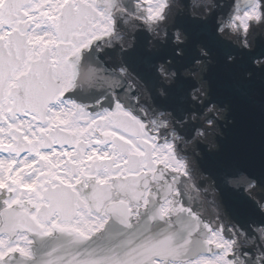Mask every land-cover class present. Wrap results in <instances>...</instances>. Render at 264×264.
Here are the masks:
<instances>
[{
  "label": "snow or ice",
  "instance_id": "obj_1",
  "mask_svg": "<svg viewBox=\"0 0 264 264\" xmlns=\"http://www.w3.org/2000/svg\"><path fill=\"white\" fill-rule=\"evenodd\" d=\"M258 45L264 0H0V264H264V142L205 167L181 74Z\"/></svg>",
  "mask_w": 264,
  "mask_h": 264
},
{
  "label": "water",
  "instance_id": "obj_2",
  "mask_svg": "<svg viewBox=\"0 0 264 264\" xmlns=\"http://www.w3.org/2000/svg\"><path fill=\"white\" fill-rule=\"evenodd\" d=\"M259 54H261V51L255 55L259 56ZM210 71L208 79H210L212 98H221L222 95L218 94V92H224L223 99L230 102L232 110V115L230 116L233 122H231L225 130L226 138L223 137V134L217 135V138L215 137L217 145L220 144L221 146L220 153L205 155L202 163L211 170L214 169L218 159L221 157L230 155L239 148H249L255 153V157L250 160H245L244 163L253 167V170H258L259 149L261 143L264 142V95L259 102L260 105L263 106V110H258L256 114L250 113L249 109H247L246 102L241 100L244 99V89L251 84L252 80L240 76L237 78L235 67L229 66L226 70L222 64V59H220L217 65L211 67ZM214 79H216V81ZM239 82H242V87H237ZM216 94H218V96H215ZM205 151H208L206 146L201 154H204ZM218 191L223 204L224 202L231 203L234 194L228 188H221L218 189Z\"/></svg>",
  "mask_w": 264,
  "mask_h": 264
}]
</instances>
